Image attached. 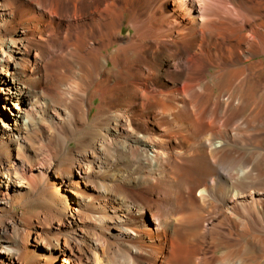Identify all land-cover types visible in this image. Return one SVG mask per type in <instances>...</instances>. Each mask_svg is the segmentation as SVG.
Instances as JSON below:
<instances>
[{"label": "bare ground", "instance_id": "obj_1", "mask_svg": "<svg viewBox=\"0 0 264 264\" xmlns=\"http://www.w3.org/2000/svg\"><path fill=\"white\" fill-rule=\"evenodd\" d=\"M0 264H264V0H0Z\"/></svg>", "mask_w": 264, "mask_h": 264}, {"label": "rangeland", "instance_id": "obj_2", "mask_svg": "<svg viewBox=\"0 0 264 264\" xmlns=\"http://www.w3.org/2000/svg\"><path fill=\"white\" fill-rule=\"evenodd\" d=\"M127 33H128V31L125 29V30H124V34H127ZM58 144H59V145H58ZM57 145H58L59 147H58ZM60 145H61L60 143H57V142H56V143H54V144L52 145V147L55 148V146H56V149H59V148H61ZM74 145H75V146H74ZM76 145H77L76 143L73 144L74 147H76ZM262 189H263V188H262Z\"/></svg>", "mask_w": 264, "mask_h": 264}]
</instances>
